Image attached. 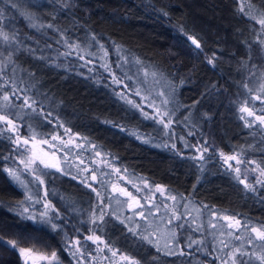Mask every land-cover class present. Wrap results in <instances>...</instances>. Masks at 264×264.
Segmentation results:
<instances>
[{
    "label": "trees",
    "instance_id": "obj_1",
    "mask_svg": "<svg viewBox=\"0 0 264 264\" xmlns=\"http://www.w3.org/2000/svg\"><path fill=\"white\" fill-rule=\"evenodd\" d=\"M24 2L21 0L22 6ZM38 2L45 6L39 10L30 9L36 12L34 23H52L59 31L45 28L37 32L28 27V22L15 10L9 8L5 13L7 30H19V38L36 49L35 56L46 57L45 60H37L23 51L17 55L19 67L35 73L34 77H29L27 72L17 73L29 86L23 94L35 99L45 113L51 112L49 119L62 123L86 143L96 145V150L121 172L141 177L151 185H161L176 197L207 205V208L221 211L250 226L264 225V188L256 185L255 192L245 190L218 156L219 153H240V148L249 147L256 152L251 156L243 153L242 158L256 161L264 167V140L259 142L263 132L256 126L245 127L237 110L243 101L245 106L255 105L243 85L246 82L250 85L253 79L264 73V51L258 42L264 41V29L256 22L264 16V0H250L251 8H248L249 0ZM242 3L248 15L240 12ZM64 4H67L66 8ZM0 7H7L3 0H0ZM60 32L72 42H78L80 49L73 50L71 55H59L69 51L63 43H57ZM93 35L108 50L107 63L117 76L121 74L115 68V60L122 53L130 59L139 58L143 65L163 73L172 83L176 100L182 106L190 107L189 117L199 121L197 126L191 120L196 133L193 137L200 141L207 136L212 145V149L204 153L202 167L185 150L151 145L138 138L146 131L145 123L119 98V90L112 83L111 75L82 50L88 43L99 47L91 40ZM188 36L196 38L201 49H196ZM46 44L52 47L48 48ZM81 55L84 59H79ZM209 59L214 61V65L208 63ZM252 73L255 76H251ZM8 75H12L10 68ZM24 129L23 124L22 132ZM9 136L16 138L8 131L0 134V240L4 241L0 243V264H23L19 251L6 246V240H16L18 247L31 248L48 256L55 251L60 264H76L72 259V248L71 251L67 249L73 240L79 239V247L84 250L83 236L91 233L87 221L94 200L92 193L72 173L46 172L44 185L34 182L20 163L22 157L14 151L16 146L7 138ZM193 137H190L191 142ZM253 140L257 143L253 144ZM8 168L19 172L27 188L9 176L5 171ZM251 173L247 172L248 175ZM50 175L70 181L72 188L63 187L60 191ZM73 176L76 179H72ZM103 181L99 182L102 190ZM249 181L255 184L251 178ZM29 195L32 200L27 199ZM41 199L55 209L50 215L61 214V230L53 231L50 225L34 223L19 216L23 207H29L30 212L35 210L38 214L43 210L42 203L35 201ZM75 199L80 203L76 204ZM21 201L24 205L18 207ZM62 220L54 222L61 224ZM106 221L96 235L112 226L110 217ZM117 222L122 227L119 235L121 233L130 241L138 239L129 235L125 225ZM134 243L139 244L138 252H131L129 245V248L124 245H117V248L133 255L140 264L148 263L142 258L146 255L143 253L145 249H148L149 256L158 253L152 245ZM182 250L186 255L180 256L179 252L174 256L167 255V264H188L196 257L215 264L210 254L202 256L195 249L186 247Z\"/></svg>",
    "mask_w": 264,
    "mask_h": 264
},
{
    "label": "snow or ice",
    "instance_id": "obj_2",
    "mask_svg": "<svg viewBox=\"0 0 264 264\" xmlns=\"http://www.w3.org/2000/svg\"><path fill=\"white\" fill-rule=\"evenodd\" d=\"M5 5L7 7H0V124L3 125L2 128H0V134H2L4 131L11 132L13 134H16V138L13 139L12 136L7 137L9 140L12 141V143L16 146L14 148L15 152H18L22 159L20 160V163L23 164L24 170L26 172H30L33 176V181L38 182L39 185L45 184V179L43 177L47 176L48 173H45L41 170L39 165H43L44 168H56L58 172L63 173V169L59 167V162L57 161L56 164L48 163L44 159H42L40 156L36 154H32L30 156L25 155L29 152V144L31 142H34L40 134H38L34 129L31 131V137L24 138L17 134V119H22L20 116V113L13 112L11 109L20 107V108H27L30 109V113H26V115L30 114H36L39 116H42L45 121L48 123H53L51 119H49L52 116L51 112L45 113L43 110V106H40L39 112H37V101L35 99H32L31 97L27 96L26 93L29 90V86L25 84V80L23 77L18 76V72H27L29 77H34V72H29L27 69H22L17 64V55L19 53L27 52L30 55H33L34 59L37 60H45L46 57L44 56H35L36 49L30 48L27 44L24 43L23 40L19 38V30H7V25L5 23L6 21V15L5 13L10 9L15 10L19 15L28 22V27L35 29L37 32H40L41 29H52L53 31H59L57 27H55L52 23L48 24H39L37 25L34 23V20L36 19V12L31 11L30 9H36L39 10L41 7H44L45 5H42L38 2V0H25L23 3V6L21 5V0H3ZM63 7H67V4H64ZM252 5L248 3V8H251ZM240 12L244 13L245 15H248L249 13L246 11L245 6L242 3V6L240 7ZM167 15V13H165ZM250 18L256 19L255 16H251ZM258 24L261 25L262 29H264V16L257 19L256 21ZM28 39H31V37H28ZM188 39L191 40V43L195 45L196 49H201L200 42L192 37L188 36ZM91 40L94 41L96 44H99L100 50L103 52V57L108 56V50L105 49L103 44H100L99 40L95 35L91 37ZM262 48V51H264V41H259ZM37 43H39L37 41ZM57 43H63L68 49V52L59 53V55H71V52L73 50H79L80 44L78 42H72L63 32H60V39L57 40ZM46 47L51 48V44H46ZM249 50L251 51V47L249 46ZM117 51H120L119 46H117ZM89 55L95 56V53H88ZM101 57V58H103ZM79 59H84V56H79ZM209 64L214 65V61L212 59L208 60ZM134 64L137 66L136 72L132 73L129 70H125V65ZM59 67V65H56ZM106 72H108L111 75V80L113 84H116L118 86H122V90L117 93L119 98L121 100L126 101L129 105H131L133 108H136L140 110L141 114L144 116L145 119H154L156 120V123L163 125V128L165 130H168L170 128V125L174 123L173 116H175V112L178 109L170 108L169 105H174L176 103L174 98V92L175 89H172L171 91L165 92L164 90H160L159 92L156 91V85H159L161 81L164 79L163 73H157L156 71H149L147 68L143 66V62L139 58H134L133 60H129L127 56L121 55L119 56V61L115 64V68L120 70L123 75L117 76L116 72L113 71V68L110 64L104 63L101 65ZM255 67V66H253ZM11 69L12 75H8V69ZM251 76H255V73H252ZM151 78V79H150ZM184 81H181V84H183ZM31 87H34L32 85ZM165 87H167V84H165ZM244 88L248 89L249 94H252V88L250 87L249 83H244ZM134 89V91H133ZM155 93V94H154ZM258 93L256 95H253L254 100H259L261 103H264V82L260 83ZM23 94V95H22ZM137 96L141 97L140 102L134 101L131 96ZM157 97H159V100H157ZM15 100H22V104L17 105L14 103ZM179 107V106H178ZM145 108H151L153 109L154 114L150 115L148 111L145 110ZM255 106L253 105L251 108L248 106H241L239 108V111L241 113H246L247 117H253L255 116L254 120L247 119L244 115L240 116V119L244 121V126L247 128H253L256 127H264V109H261V113L257 115L255 110ZM159 117V119H157ZM188 117H185V120H187ZM258 122V124H257ZM115 126V125H114ZM31 128V125H29ZM54 127H64L62 123H59L58 121L54 124ZM122 131L124 129H121ZM65 134L69 135V140L64 141L62 137L60 136H53L52 140H60V143L64 145L65 147L68 146V144H71L74 142L71 134V129L65 128ZM167 134V133H166ZM192 133H189L191 135ZM255 135V133H253ZM139 138V137H138ZM183 139V138H181ZM42 144H48L49 147L57 149V145L51 144L47 139L40 141ZM146 143L148 141H145ZM76 147H81L80 144H76ZM175 147V145H173ZM93 150H96L97 146L92 145ZM208 144L207 141H205L204 146L202 148L203 152H207ZM52 156H55V152L51 153ZM97 156H101L102 154L99 151H96ZM221 156H224L223 153H221ZM243 152L241 151L238 154H234L231 156L225 157V163H228V161L235 160L236 164L243 165L245 163L247 164H255V168H245V173L247 172H259V175L256 177L255 184L247 182L248 177L247 175L244 176L243 179L240 178L241 176V168L236 167L234 168V171L236 173V179L239 180L241 184L244 185L245 190L250 192H255L256 185H259L260 187L264 188V167L261 166V164L257 163L256 161H247L245 162L242 159ZM5 159H7L5 157ZM199 159L203 160L204 156L201 155ZM111 166L110 164L108 165ZM229 167H232V165H229ZM5 171L8 172L9 176L13 178V180L19 182L21 185H23L25 188H27V185L24 183V181L21 179V176L19 172L16 169L8 168L5 169ZM116 171L119 173V169H116ZM66 174V173H65ZM72 179H76L75 176L72 177ZM142 179V178H141ZM92 181H97V176L95 173L92 174ZM81 183H84L85 187L90 188L92 192H95L97 195V198L99 200V203L93 204L90 209L89 214V220L87 221L92 225V228L89 229L90 232H92V235H89L85 237L86 240H91L93 243H96L99 241L100 243H104L103 240H101V237L99 235H96V232L98 230H101L102 224L107 223L105 220V217L108 215L115 216L116 219L120 221L121 224H124L125 227L128 228V231L132 233L133 236H138L141 239L147 241L149 244H153V240L150 238L154 233L149 232L147 235H144L142 232H138L137 228L143 229L144 232L148 231V228L152 227V221L149 220V216L155 217V213L152 212V208H156L157 212H159V208L156 204H152L151 201L155 199V193L152 194V196L146 195V200L148 204H151V207L147 209V214L145 212L146 204L142 203L141 199H137V197L130 191L126 190L124 187H119L117 184H113L112 190L113 193H119L122 196L127 197V200H120L117 195L107 196L105 197L101 191H98L96 187H94L93 183H89L87 180H82ZM135 186V185H134ZM144 187L149 189L151 191L152 186L145 180L144 181ZM195 187V186H194ZM137 192H141L142 189L139 187H136ZM155 191L159 192L161 196H165L166 199H171L173 201H177L176 196L172 195H166V190L161 185H155ZM47 195V193H46ZM28 200H32V196H27ZM105 199L108 201H115L118 205H120L119 209V215L115 211H105V209H111L110 203H105ZM35 203H40V200H36ZM24 202L21 201L18 204V207H23ZM127 206V210L132 213V215L125 216L123 208L124 206ZM167 207V205H165ZM187 208V205H185ZM205 208L208 206L205 205ZM49 209L52 211H55V209L52 208V205L49 203L44 204V211L37 212L35 210L29 211V207H23V211H20L18 214L22 219L25 220H31L34 223H39L43 225H50L51 229L53 231H59L62 229L63 226V220L60 213H57L56 216H52L49 213ZM199 211V209H197ZM213 217L216 216V213H212ZM121 217H124L121 219ZM135 217H139L141 220L146 221V225H142L139 222H137V227L133 228L130 226V222L134 220ZM56 219H61L62 223L57 224L54 222ZM183 217L181 215H178L175 209L172 210L171 216L167 220V231L170 235V237L174 240L177 235V230L185 228L184 223H174L178 222ZM222 219L227 221H232L227 225L229 229H232L233 231H228V236H233L235 230L244 229L245 231H250L251 233H254V238L250 237L247 241L248 245L252 246L251 250H246L243 245H240L239 247L234 248L232 251L228 253V257L231 260V264H264V225H261L260 227L256 226H250L248 223H241V220L236 219L235 217L231 216H223ZM192 223H195V220L192 221ZM210 227L216 228V224L212 223L211 221ZM190 227V225H189ZM158 230V228H157ZM202 227L200 225H197L195 228H192V231H202ZM77 232H79V229H77ZM235 239L239 240L240 236H235ZM190 242L186 245L187 248H192L193 244H200L201 241L191 239L189 237ZM254 241H260V244H255ZM0 243H4V241L0 240ZM223 248H228L229 244L225 243L224 241H220ZM75 244L77 245L76 252H80V240L77 239L75 241ZM6 245H11V248L13 250L17 249L19 250V253L22 257L25 258V264H27L28 259H33L35 261V257L33 256V249L31 248H25V247H18V242L16 240H9L6 242ZM156 246L157 252L162 251V249L158 246V241ZM107 247V245H105ZM167 247V245H166ZM256 248H259V251H256ZM71 251V249H67ZM109 251L112 252V255L115 257L118 255L117 251L109 248ZM98 251H102L101 249H98ZM180 256L186 255V253L183 250H180L178 253ZM75 256V253H73ZM165 255H177V252L174 251L172 248H168V250L165 252ZM244 257H247V259H244ZM40 260H46L49 261V264H59V258L57 256V253L53 251L50 256L48 255H40L38 257ZM120 258L124 261H127L128 264H140V261H137L136 259L127 256L122 255ZM155 259V257H154ZM222 264H228V260L222 261Z\"/></svg>",
    "mask_w": 264,
    "mask_h": 264
},
{
    "label": "rangeland",
    "instance_id": "obj_3",
    "mask_svg": "<svg viewBox=\"0 0 264 264\" xmlns=\"http://www.w3.org/2000/svg\"><path fill=\"white\" fill-rule=\"evenodd\" d=\"M85 54H87L91 59H94V62H97V64H104L107 63L108 58L103 57V52L100 50L98 46L95 44L88 43L85 46H83L82 49ZM88 53H95V56L89 55ZM124 54H119V56ZM119 56L115 60V64L119 61ZM126 56V55H124ZM103 57V58H101ZM129 58V57H128ZM129 60H133L130 59ZM109 62V61H108ZM145 68H147L150 72L156 71L151 68H149L146 65H143ZM132 73L136 72L137 66L134 64L125 65V70H129ZM121 76L123 73L119 70ZM157 73H160L156 71ZM151 79V78H150ZM264 82V73L260 74L256 79H253L250 83V87L252 88V94H251V100L253 104L255 103V112L257 115L262 114L261 109H264V103H261L259 100H254L253 95L259 94L258 89L260 83ZM165 84H167V87H165ZM120 92L122 90V86L114 85ZM156 91L159 92L160 90H164L165 92L171 91L173 89L172 83L169 82L165 77L161 81L159 85H156ZM134 91V89H133ZM2 94V93H0ZM155 94V93H154ZM131 98L136 101L140 102L141 97H137L132 95ZM175 98V95H174ZM14 99V98H13ZM157 100H159V97H157ZM176 103L174 105H169L170 108L178 109L175 112V116H173L174 123L170 125V128L168 130H165L163 128V125L156 123V120L154 119H145L144 116L141 114L140 110L133 108L131 105H129L126 101H124L132 110H134L138 117L145 123L146 131L142 132L141 136H138L140 140L148 141L147 143H150L151 145L155 146H168L172 149L180 148L181 150H185L189 154L191 158H193L196 163L199 166L204 165V160L199 159L201 155L204 156V153L202 151V148L204 146L205 141H207L208 149L211 148V143L206 139L207 136L202 137V139L199 141V139H196L193 137L196 133L193 131L191 127V120L195 121V124L198 126L199 121L193 119L192 116L191 119L189 117L191 108L187 106H182L179 104V102L176 100ZM14 103L17 105L22 104V100H15ZM179 106V107H178ZM241 106H245L244 101L242 103H239V106L237 107L239 117L241 115H244L249 120H254L255 116L253 117H247L246 113H241L239 111V108ZM251 108V107H250ZM40 110V105L37 106V112ZM146 111L150 113V115H153V109L151 108H145ZM13 112L20 113V116L22 119H17V134L21 137L28 138L31 137V131L34 129L38 134V138L29 144V152L25 155H32L33 153L40 156L42 159H44L48 163L56 164L57 161L59 162V167L63 169V172L65 173H72L76 177H79V182L82 180H87L89 183H93L94 187L98 191H101L105 197L117 195L120 200H127V197L120 195L118 192L113 193L112 186L113 184H117L119 187H124L126 190L132 192L137 199H141L142 203L146 204L145 212L147 214V209L151 207V204L147 203L146 195L152 196L153 193H155V199L151 201L152 204H156L159 208V212H157L156 208H152V212L155 213V217L149 216V220L152 221V227L148 228L147 232H144L143 229L137 228L138 232H142L144 235H147L149 232L154 233L150 238L153 240V244H149L147 241L141 239L140 237L136 236L138 239L135 241H130L127 239V237H122L120 228L121 225L118 224V219L115 218V216L108 215L105 217V220L110 217L113 221L111 222L110 227L106 228L104 230V233L102 232L99 236L101 237V240H103L104 243H100L97 241L96 243H93L91 240H86L85 237L92 235L91 233H88L84 237V250L80 249V252H76L77 245L75 244L76 240H73L70 245L72 248L73 253H75V256H72V259H74L76 264H128L127 261H124L120 258L122 255H127L132 258L133 255H131L128 252L119 251L117 248V245H124L129 248L131 252H138L137 247H139V244H135L134 242H144L146 244L152 245L156 248V244L158 241V246L162 249V251L158 252L157 255L149 256L150 254H147L148 249H145L143 253L146 255L142 256L143 259H147V264H167L168 262L165 261V252L168 250V248H172L174 251L179 252L182 250V247H186V245L190 242L189 237L191 239H195L198 241H201L200 244H193L192 249L198 251L200 255H209L210 259L214 260L215 264H222V261L228 260V264H231V260L228 257V253L232 251L234 248L239 247L240 245H243L246 250H251L252 246L248 245L247 241L250 237L254 238V233H251L250 231H245L244 229H239L234 231L233 236H228V231H233L232 229H229L227 225L231 223L232 221H227L222 219L223 216H228L225 213L211 209V208H205L202 205H198L188 198H182L177 197V201H173L171 199H166L165 196H161L159 192L155 191V185H151V191L149 189L144 187V179L138 176H132L129 174H125L124 172L119 171V173L116 171L117 168L113 166L112 162L108 160L106 156H97L96 152L97 150H93L92 145L89 143H86L83 138H81L79 135L71 132L72 138L74 140L73 143L68 144L67 147L62 145L60 143V140H52V137L60 136L64 141L69 140V135L65 134V128L64 127H54V124L56 123V120L53 121V123H48L44 120L42 116L36 115V114H30L26 115V113H30L31 110L27 108H14L11 109ZM185 117H188L187 120H185ZM159 119V117H157ZM243 121V120H242ZM244 122V121H243ZM24 124V131L22 132L21 126ZM258 124V122H257ZM31 125V128L29 127ZM263 134L260 135L259 142H263L264 140V127H259ZM167 133V134H166ZM189 133H192L189 135ZM16 136V134H14ZM190 137H193L194 141L191 142ZM183 138V139H181ZM47 139L51 144L57 145V149L49 147L48 144H42L40 141ZM257 143V140H253V144ZM76 144H80L81 147H76ZM175 145V147H173ZM89 152L88 154L86 152ZM239 151H242L245 154L253 155L256 151L253 150V148H240ZM55 152V156H52L51 153ZM238 153L233 154H224V156H221V153H219V158L222 160L224 165L226 166L227 170L233 174V176L236 177V173L234 171V168L240 167L241 168V176L240 178L243 179L245 175H247L248 180L247 182H250V178L252 180H256V177L259 175V172H252L250 175L245 173V168H255V164H243L238 165L236 164L235 160L228 161V163H225V157L231 156ZM243 159V158H242ZM245 162L252 161L249 159H243ZM111 165L110 167L108 165ZM23 165V164H22ZM229 165H232V167H229ZM41 170L43 172H58L56 168H44L43 165H39ZM24 168V166H23ZM250 172V171H249ZM31 176L32 174L28 172ZM95 173L97 176L98 182L92 181V174ZM33 177V176H32ZM49 178L52 180L53 183L56 184L57 189H60V191L63 189H71L72 185L70 181L65 180L62 177L50 175ZM104 180V181H103ZM103 181L104 189L102 190V184L100 185L99 182ZM83 186L84 183H82ZM135 185V186H134ZM136 187H139L142 189L141 192L136 191ZM87 188V187H86ZM90 193H92V196L94 200H92L93 204L99 203V200L97 198V195L95 192H92L90 188H87ZM166 190V189H165ZM166 195H172L170 192L166 190ZM45 200V199H44ZM43 199L40 200L42 203V209L44 210V204L49 203L46 200ZM75 203L79 204L80 201L75 199ZM105 203L111 204V209H105V211H115L117 215H119V209L120 205H118L114 200L108 201L105 199ZM167 205V207H165ZM187 205V208L185 207ZM175 209L178 215H181L183 219H181L178 222L174 223H184L185 228L177 230V235L175 239L173 240L168 231H167V220L171 216L172 210ZM199 209V211H197ZM43 210L39 211L42 212ZM125 216L132 215L131 212L127 210V206L125 205L123 208ZM51 212V209H49V213ZM215 212L216 216L213 217L212 213ZM124 217H121L123 219ZM195 220V223L193 224L192 221ZM215 223L216 228L210 227V223ZM120 222V221H119ZM137 222H139L142 225H146V221L141 220L139 217H135L132 222H130V226L133 228L137 227ZM242 223V222H241ZM90 224V223H89ZM124 225V224H123ZM190 225V227H189ZM197 225H200L202 227V231H192V228H195ZM92 225L90 224V228ZM127 228V227H125ZM158 228V230H157ZM128 229V228H127ZM111 235L115 236L113 238ZM130 236H133L131 232H129ZM240 236V239H235V236ZM121 236V237H119ZM9 240L5 241L6 242ZM220 241H224L225 243L229 244L228 248H223ZM260 241H254L255 244L259 243ZM107 245V247H105ZM129 245V246H128ZM167 245V247H166ZM9 248H11V245H6ZM182 246V247H181ZM111 248L115 251H117L118 255L113 256L112 252L108 249ZM187 248V247H186ZM98 249H101L102 251H98ZM139 249V248H138ZM189 249V248H187ZM18 250V248H17ZM19 251V250H18ZM69 251V250H68ZM256 251H259V248H256ZM208 252V253H207ZM71 253V252H70ZM41 254L38 252L33 251L34 257H39ZM155 257V259H154ZM135 259V258H134ZM192 259V258H191ZM244 259H247V257H244ZM21 260L23 264H25V258L21 256ZM78 260V261H77ZM61 262L59 261V264ZM36 264H49V261L46 260H40ZM176 264H182L180 262H176ZM188 264H209L205 262V259H202L200 257H196V259L190 261ZM258 264V262H257Z\"/></svg>",
    "mask_w": 264,
    "mask_h": 264
},
{
    "label": "water",
    "instance_id": "obj_4",
    "mask_svg": "<svg viewBox=\"0 0 264 264\" xmlns=\"http://www.w3.org/2000/svg\"><path fill=\"white\" fill-rule=\"evenodd\" d=\"M38 261H39L38 257H35V261L30 258V259H28L27 264H36V263H38Z\"/></svg>",
    "mask_w": 264,
    "mask_h": 264
}]
</instances>
